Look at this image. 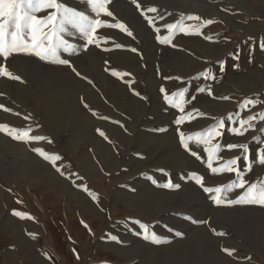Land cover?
<instances>
[{"label":"rangeland","instance_id":"1","mask_svg":"<svg viewBox=\"0 0 264 264\" xmlns=\"http://www.w3.org/2000/svg\"><path fill=\"white\" fill-rule=\"evenodd\" d=\"M261 1L138 0L145 8L158 9L149 15L161 36L168 35L166 24L177 23L182 17L185 25L200 23L188 20L189 16L213 21L198 34L177 31L169 44H161L157 32L131 0H110L106 7L115 19L103 14L98 17L103 23L93 44L87 43L78 22L64 24L59 33L65 44L58 48V59L68 60L81 76L68 65L42 61L34 55L12 54L7 60L0 57V65L21 78L0 76V104L11 109H0V123L17 129L30 127V135L44 137L39 142L24 143L0 132V208L18 189L39 187L46 181L52 192L64 198L66 213L84 211L83 217L99 229L103 245H129L130 237L124 233L130 231L142 239L141 225H147L149 230L163 233L156 243L163 251L151 254L153 263L264 264V206L216 204L196 179L202 177L204 186L217 187L235 180V174H213L203 145L189 142L201 156L197 160L181 144L179 132L187 136L216 123L195 114L191 122L177 125L182 113L160 91L163 87L171 96L187 89V94L191 84L218 89L225 82L222 73L226 66L235 64L237 45L233 38L247 39L255 34L251 21ZM58 2L90 20L97 18L87 0ZM49 11L38 15L46 17ZM116 22L125 24L132 36L108 26ZM133 48L136 52L131 51ZM112 71L130 75L115 77ZM205 72L208 78L201 75ZM205 103L201 100L198 106L204 109ZM185 113H191V100L185 103ZM224 120L225 127L213 140L221 145V159L213 166L240 157L237 167L245 181H264V165L255 159L264 149V124L256 127L254 135L252 130L239 135L233 131L239 127L237 119ZM242 143L249 148L246 158L241 150L227 148ZM33 148L61 159L54 167ZM169 182L179 187H164ZM242 193L243 189L236 188L224 196L226 201H235ZM141 246L136 245L133 258L145 263L141 249L146 246ZM222 249L235 251L228 256ZM115 256L116 263L131 259L123 251H116Z\"/></svg>","mask_w":264,"mask_h":264},{"label":"crops","instance_id":"2","mask_svg":"<svg viewBox=\"0 0 264 264\" xmlns=\"http://www.w3.org/2000/svg\"><path fill=\"white\" fill-rule=\"evenodd\" d=\"M253 12L251 24L255 34L247 39L233 38L237 45L235 64L224 69L222 75L225 82H221L214 91L203 84H191L190 92L185 93L186 102L191 100V113L195 115L198 110L203 114L200 115L203 121L216 123L217 119L225 121V117L230 116L238 121L264 112V0L258 3ZM225 52L228 65V47ZM246 99L259 102L256 107L245 109L242 105ZM201 100L206 102L204 109L198 106ZM253 124L255 128L251 133L254 135L258 130L256 127L264 124V121H254ZM61 182L66 183L65 180ZM41 184L39 187L31 185L20 188L16 194L5 198L4 206L0 208V264L158 263H153L151 258L153 252L163 251L162 247L157 249V242L145 240L143 233L142 239H137L133 232L127 231L124 236L131 238L129 245H114L112 248L103 245L99 241V229L92 227L93 223L83 217L84 211L66 213L64 198L51 191L49 182L43 181ZM14 211L25 214L24 218L13 215ZM149 233H155L157 241L163 234L162 230H149ZM138 244L146 246L145 250L141 249L145 263H138L133 258ZM116 251L129 254L131 259L116 263Z\"/></svg>","mask_w":264,"mask_h":264},{"label":"snow or ice","instance_id":"3","mask_svg":"<svg viewBox=\"0 0 264 264\" xmlns=\"http://www.w3.org/2000/svg\"><path fill=\"white\" fill-rule=\"evenodd\" d=\"M87 3L96 13V19L90 20L88 17L71 11L69 9L63 8V6L58 2V0H0V57L7 60V58L12 54H28L38 57L42 61H48L68 65L72 68V71L76 73L77 76H81L76 69L72 67L70 62L65 59H58L57 51L58 48L63 46L65 42L60 39L59 33L63 31L64 24H76L79 23L80 30L87 35V43L93 44L97 37L96 32L100 26H102V20L99 19L102 14L108 17H112L113 13L106 7L110 0H87ZM131 3L140 12L141 16L147 21L150 27H153L157 32L156 39L161 44H169L175 32H183L184 34L199 33L200 28L210 25L213 23L212 20H201L199 16H189L187 17L190 21H200L198 24L185 25L183 23V17L177 23L166 24V30L168 32L167 36L159 35L160 29L155 27L153 18L149 15L150 13H157L158 9L156 7H143L141 2L138 0H131ZM49 11L46 17H41L38 15L41 12ZM63 14V15H61ZM109 27L119 28L122 32L127 35L132 36V32L127 28V26L121 22H116L115 24L108 25ZM210 39V38H209ZM107 42V38H105ZM117 47H121L117 45ZM264 47V46H262ZM131 51L136 52L133 48ZM115 77H123L130 75L129 73H121L118 71H112L111 73ZM202 76L208 78V73H201ZM0 76L7 77L12 80H20L18 75H14L10 72L6 65H0ZM86 79V77H81ZM168 79H172L169 77ZM176 79H179L178 77ZM92 83V81H88ZM160 91L165 93V100L174 108H176L182 115L176 120V124L180 125L185 120L191 122L194 118L193 113H185V93L187 89H181L178 92H174L169 96L166 90L161 87ZM203 91V90H201ZM139 96V93H134ZM211 95V92H209ZM145 99V97H140ZM223 99H230L229 97H224ZM259 101L253 99H246L243 102L242 107L247 109L249 106L256 107ZM87 107V104H85ZM0 109L5 112H10L11 109L4 107L0 104ZM197 114L203 115L198 113ZM19 115V113H15ZM93 115L95 113L93 112ZM24 119H28L25 117ZM229 119H232L230 116ZM254 121H264V112L257 113L256 115H249L246 119H240L236 121L239 127L233 129L239 135H244L249 130L254 129ZM225 124L222 120L217 119L214 126H210L203 132H195L185 136L184 132H179L181 144L184 148L190 152L191 155L196 157L197 160L201 159V156L189 146V142H194L197 146L203 145V151L207 153V166L213 174L221 173H234L236 176L235 180H232L226 185H221L217 187H206L203 184V178L198 177L196 183L201 186L203 191L207 194H211L212 199L216 204H233V203H249V204H259L264 206V181H259L257 183H247L243 176L241 175V170L237 167L240 157L231 158L226 160L223 164L218 167L213 166L214 161L221 159L218 153L221 151V145L219 143H213V140L220 136V129L224 128ZM0 132L5 135L10 136L13 140L29 143V142H39L44 140L41 135H30L32 129L24 128L17 129L10 127L7 124L0 123ZM101 136L104 133L98 130ZM107 139V137H105ZM51 143V141H49ZM229 150L239 149L245 154V158L249 151L247 144H230L227 145ZM34 152L40 155L45 160L50 161L53 166H56V161L61 159L59 156L49 155L42 148H33ZM255 159L262 165H264V149L256 154ZM57 171L60 169L57 167ZM251 170L249 164L248 171ZM63 175V173H61ZM166 188L179 187L178 185H173L170 182L164 185ZM243 189V193L239 196L238 200L232 201L225 199L224 194L233 191V189ZM87 191V189H85ZM90 195H92L90 193ZM95 199V196H93ZM13 215L24 218L25 214L21 212H13ZM31 218V217H29ZM139 223V222H137ZM87 227V225H85ZM142 232L144 234V239H151L153 242H158L155 233H149L147 225H141ZM217 235H224V233H217ZM116 240V237H112ZM228 256H232L234 249H222Z\"/></svg>","mask_w":264,"mask_h":264}]
</instances>
